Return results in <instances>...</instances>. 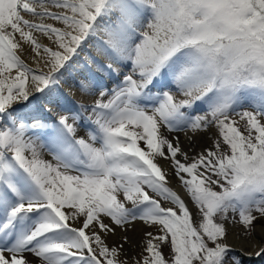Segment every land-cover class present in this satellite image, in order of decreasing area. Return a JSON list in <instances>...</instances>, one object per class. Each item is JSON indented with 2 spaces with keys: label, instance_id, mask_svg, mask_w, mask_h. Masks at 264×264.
<instances>
[{
  "label": "snow or ice",
  "instance_id": "6c2138e0",
  "mask_svg": "<svg viewBox=\"0 0 264 264\" xmlns=\"http://www.w3.org/2000/svg\"><path fill=\"white\" fill-rule=\"evenodd\" d=\"M76 78L91 105L60 93ZM213 127L194 155L163 131ZM236 215L264 236V0H0V264H238ZM136 221L154 231L128 257L107 238Z\"/></svg>",
  "mask_w": 264,
  "mask_h": 264
},
{
  "label": "bare ground",
  "instance_id": "6f19581e",
  "mask_svg": "<svg viewBox=\"0 0 264 264\" xmlns=\"http://www.w3.org/2000/svg\"><path fill=\"white\" fill-rule=\"evenodd\" d=\"M52 11H57L55 9H50ZM24 16L26 19L32 20L30 14L24 13ZM34 22L39 23V20H35ZM44 23H50L48 20L43 21ZM55 22V21H54ZM53 24V23H51ZM34 36H36L38 42H40L44 46L50 45L51 42L47 39V37H44L40 33H34ZM100 37L103 38V33L101 32ZM86 49V53H82L80 55V58H84V64L86 65V68L83 69L85 72L90 70L92 72H96V68L94 65H90L87 62V55L88 53H91L93 56H96L95 51L89 46ZM99 59V57H97ZM22 59L25 60L30 66H34L32 64V60L30 57V45L24 44V55L22 56ZM77 72L81 71L82 69L75 65L73 66ZM105 81L107 82L106 78ZM79 80L76 78L75 84L72 79H68L67 83H62L58 87L60 89V93L63 95L64 99L71 105H77L80 104H86L91 105L94 100L97 97H86L84 96L79 89H77L75 86L78 84ZM111 87V85H110ZM40 95V94H35ZM176 98L183 99L184 97L180 96L179 94H176ZM31 99V98H30ZM54 105V104H53ZM53 105H42L43 110L51 111L53 108ZM19 107V105H17ZM164 131V130H163ZM80 135L83 136L84 133L80 132ZM173 136H179V141L181 144L182 149L185 152H188L189 155L198 154L202 151V149L211 146L212 144V138L218 137L217 136V130L213 127L211 132L209 133H198L193 140L190 142L188 137L192 136V133H188L187 135L184 132L175 133ZM169 139L172 138V136L168 137ZM45 159L51 160L49 156L45 153ZM157 162L162 167V169L169 171L170 173H173V170L170 166V161H165L163 158H157ZM169 180L171 181L170 187H172L181 197L187 202V206L190 208L192 206V202L190 201V198L186 194V192L183 190V188L180 186V181L175 177L174 173L169 176ZM130 206V205H128ZM109 221L105 219V223H108ZM226 228H227V243L232 247V251H236L238 256L240 257V261L242 264H264V255H257V251L259 250L260 243H264V236L260 233L261 226L255 227L256 231L254 233V238L249 237H241L238 234V230L235 229V225H233L230 222H226ZM124 232L120 233L121 228H116L115 234H109L107 238V243L111 244L112 241L116 240L118 241V237L125 236L128 238L129 243H127V247L124 246V249L126 253L129 251L131 245L136 246L137 249H142L143 245L146 242L147 237L145 236V231H154L153 229L146 228L143 223L141 224L140 221H136L134 223L127 224L125 226ZM122 240V239H121ZM114 241L113 243H115ZM120 241V240H119ZM118 241V242H119ZM122 243V241L120 242ZM125 245V244H124ZM129 247V248H128ZM133 250L132 252L137 255H139L138 251ZM128 255V254H127ZM128 257H131L128 255ZM133 257V256H132ZM30 260L33 262V264H37V261L35 259L30 258Z\"/></svg>",
  "mask_w": 264,
  "mask_h": 264
},
{
  "label": "rangeland",
  "instance_id": "374dc122",
  "mask_svg": "<svg viewBox=\"0 0 264 264\" xmlns=\"http://www.w3.org/2000/svg\"><path fill=\"white\" fill-rule=\"evenodd\" d=\"M55 10H57V9H55ZM57 11H59V10H57ZM50 23H53V24H56V22H54L53 20H48ZM50 42V41H49ZM88 49H85V53H86V51H87ZM82 54V53H81ZM80 54V55H81ZM98 59V58H97ZM80 60L81 61H84V58H80ZM27 63V62H26ZM75 66V65H74ZM76 88H77V86H75ZM77 89H79V88H77ZM175 94V93H174ZM176 95V94H175ZM64 113L54 104L53 105V108L51 109V111H46V110H43V116L45 117V119L46 120H48V121H57L58 119H59V116L60 115H63ZM238 121H239V118L238 117H235ZM245 123L246 122H244V121H239V123H238V127L241 129V131H244V127H245ZM164 132H165V135H167L168 137L169 136H173L175 133H168L166 130H164ZM217 136H218V131H217ZM47 154V153H46ZM48 156H49V158L51 159V156L49 155V154H47ZM131 206V205H130ZM129 206V207H130ZM190 211L193 213V217H194V219H196V209H195V207H194V205L192 204V206H190ZM229 218H230V220H231V218H232V213H229ZM214 221L216 222V223H221L222 221L220 220V218H219V216H217V217H214ZM230 223H232V222H230ZM141 224H142V222H141ZM233 225H235L234 227H235V229L236 230H238V234L241 236V237H247L246 235H245V233H244V229H243V226L239 223V216L238 215H236L235 216V223H232ZM262 225V222L261 221H257L256 222V224H255V227H258V226H261ZM196 226H198V224L196 225ZM121 232H124V229H122L121 228V230H120V233ZM124 237L125 236H120V237H118V239L120 240H118V241H116V240H114V241H116L115 243H113L114 241H112V243L111 244H109V245H115V244H118V243H120L121 241L123 242L124 241ZM128 237V236H127ZM122 239V240H121ZM129 245V244H128ZM127 245V243H125V245L124 246H128ZM144 246V245H143ZM129 248V247H128ZM137 249V247L136 246H134L133 247V245H131L130 246V248L128 249L129 251H127L128 253V255H130L131 257L133 256V257H135V256H137V254L135 253H133L132 251L133 250H136ZM139 249L140 248H138L137 249V251H138V253H139ZM142 250V249H141ZM141 250H140V253H141ZM139 253V254H140ZM169 253H170V239H169V242H168V245L167 246H165L164 248H163V254L165 255V256H168L169 255ZM28 255V259L30 260V258H32L33 257V259H35L36 260V258L32 255V254H27ZM232 255H235L238 259H240V257L238 256V254H237V252L236 251H232ZM238 264H242V262L240 261V260H238Z\"/></svg>",
  "mask_w": 264,
  "mask_h": 264
},
{
  "label": "water",
  "instance_id": "95a60500",
  "mask_svg": "<svg viewBox=\"0 0 264 264\" xmlns=\"http://www.w3.org/2000/svg\"><path fill=\"white\" fill-rule=\"evenodd\" d=\"M239 260V259H238Z\"/></svg>",
  "mask_w": 264,
  "mask_h": 264
}]
</instances>
